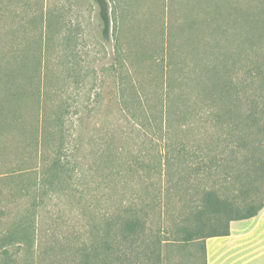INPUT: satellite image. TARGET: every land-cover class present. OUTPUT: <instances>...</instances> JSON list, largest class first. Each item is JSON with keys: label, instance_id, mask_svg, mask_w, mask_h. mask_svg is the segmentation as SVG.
<instances>
[{"label": "rangeland", "instance_id": "374dc122", "mask_svg": "<svg viewBox=\"0 0 264 264\" xmlns=\"http://www.w3.org/2000/svg\"><path fill=\"white\" fill-rule=\"evenodd\" d=\"M108 1L105 38L94 0H0V113L22 119L0 136L2 261L203 264L202 241L181 240L199 193L239 197L233 174L264 157L262 75L251 86L259 128L241 141L216 123L203 82L221 57L234 84L258 66L264 76V0ZM160 98L165 122L155 128L140 117L162 111ZM249 105L242 95L240 111ZM40 118V130L63 128V143L45 132L33 150L26 138ZM127 205L146 213V241H171L106 238L108 217ZM34 211L25 233L15 228Z\"/></svg>", "mask_w": 264, "mask_h": 264}, {"label": "trees", "instance_id": "16d2710c", "mask_svg": "<svg viewBox=\"0 0 264 264\" xmlns=\"http://www.w3.org/2000/svg\"><path fill=\"white\" fill-rule=\"evenodd\" d=\"M98 7V15L103 25V35L105 38L110 37V31L112 28V18L110 12V4L108 0H94ZM223 0H217V2H222ZM221 14L223 19V11L220 9L218 11ZM225 19V15H224ZM191 24H198V20ZM227 31L224 21L222 22L219 32L225 34ZM224 63V58L221 57L220 63L215 66L214 78H209L206 81L208 82L207 86L209 90V105L214 109L213 117L216 119V123L222 127H227L230 129L231 135H238V140H244L248 136V132L252 127H258V122L260 116L258 117L256 111V103L253 99V94L251 86H253L254 79L256 76L262 75V85H264V76L263 69L259 66L255 70H249L246 80L239 81L238 84H234L231 80V74L227 76L228 70L219 69L218 67ZM235 65V64H234ZM261 69V70H260ZM257 71V72H256ZM262 71V72H261ZM206 78V77H205ZM205 80V79H204ZM213 80V81H212ZM193 81V80H192ZM197 82V79H195ZM210 86V87H209ZM249 87V90H248ZM194 88V87H193ZM251 92V93H249ZM248 93V94H247ZM242 95H247L248 102L250 103L248 111H240V103L242 100ZM135 100V99H134ZM159 106L162 111L154 112L152 114L144 115L140 117L146 122V125H152L157 128L159 125L165 122L163 119V110H164V99H159ZM139 105L141 106L140 101ZM2 105V104H1ZM158 109V107H156ZM3 113V112H2ZM233 116V118L231 117ZM232 118V122L228 118ZM0 136L2 135L3 130H5L8 125H12L14 122L16 124L20 123L22 119H19L17 115L10 117V120L6 115L0 113ZM152 118L154 121H152ZM55 119V118H54ZM57 122L62 118L60 115L56 117ZM245 122V128L240 129V122ZM25 123V121H23ZM43 119L40 118V124H32L33 131L32 137L26 138L31 141L29 145L33 146L34 151H38L40 146L46 141L45 132L52 133L49 135V138L57 137L60 142L63 143L65 139V133L63 128L53 132V130L42 128ZM51 123V121L49 122ZM145 124V123H144ZM23 131H26V127L23 126ZM26 140V141H27ZM25 141V142H26ZM244 143V142H243ZM62 146V145H61ZM4 147H0V151ZM61 154L58 155L60 159ZM216 161V160H215ZM56 171L58 174H65L69 170L61 163H56ZM220 166V165H218ZM208 168V165H204ZM230 167H227L225 171L227 172V178L230 176ZM4 172H0V176ZM69 175V174H68ZM232 175V174H231ZM238 182H241L239 197H228L219 193L217 189H204L199 193L198 196V205L192 208L189 211V214L185 218L186 225L183 226V237L181 240L188 241L194 238L202 239L208 236L213 235H225L229 233V225L232 220L235 219H246L253 217L258 214V212L264 207V157H256V154H252L251 157H248V166L244 170L239 168L236 173L233 174ZM121 203V206H124ZM126 208L120 207L118 215H112L108 217L107 222L104 225V234L105 237L111 235L118 236L122 240L127 241L132 244L139 243L141 239L144 241L140 243H145L147 247H152L153 249H158L160 244L163 242L171 241L169 237L155 236L152 240L146 241L145 234L147 233V220L148 217L143 213L140 215L139 209L132 208L130 205L125 206ZM3 215V213H1ZM0 215V221L1 219ZM37 217V211H34L33 214L26 215L25 218L21 220V224H18L16 229L19 231L26 232L30 225V221H35ZM24 221V223H22ZM110 238V237H109ZM108 240H106L107 242ZM136 245V244H135ZM133 245V246H135ZM139 247V246H138ZM203 257L205 253V247L202 243ZM0 264H10L9 260L2 261Z\"/></svg>", "mask_w": 264, "mask_h": 264}, {"label": "crops", "instance_id": "0c3cea01", "mask_svg": "<svg viewBox=\"0 0 264 264\" xmlns=\"http://www.w3.org/2000/svg\"><path fill=\"white\" fill-rule=\"evenodd\" d=\"M229 227L228 234L198 239L205 247L203 264H264V207Z\"/></svg>", "mask_w": 264, "mask_h": 264}]
</instances>
